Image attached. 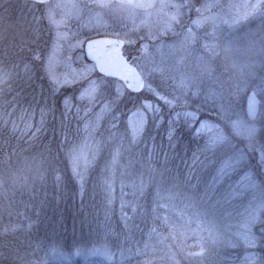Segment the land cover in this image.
Masks as SVG:
<instances>
[{"label": "rangeland", "instance_id": "1", "mask_svg": "<svg viewBox=\"0 0 264 264\" xmlns=\"http://www.w3.org/2000/svg\"><path fill=\"white\" fill-rule=\"evenodd\" d=\"M22 27L35 42L16 58L7 57L14 63L9 69L0 65V130L33 139L62 118L61 142L80 192L84 236L92 239L72 251L57 248V254L81 264H264L256 263L252 233L264 200L254 194L251 176L240 174L248 159L218 152L230 131L251 138L264 127V0H51L44 5L0 0V31ZM99 36L123 40L124 56L145 81L136 98L140 103L127 116L121 103L132 101L130 92L120 81L96 74L84 58V42ZM3 51L0 59L6 57ZM35 86L40 94H34ZM67 88L72 91L62 99L57 119L50 97ZM250 92L260 100L256 121L245 115ZM165 120L167 134L183 129L199 148L178 155L176 165L193 175L189 180L204 186L225 214L219 222L209 219L175 236L134 239L125 216L113 219L107 188L85 200V174L100 158L102 142L122 135L135 143L151 122ZM118 156L113 151L101 177L115 174ZM263 159L259 149L257 160ZM246 193L244 203H234ZM185 196L180 205L189 208L193 203ZM231 205L242 206L235 217L228 212ZM109 238L118 240L117 253L105 244Z\"/></svg>", "mask_w": 264, "mask_h": 264}, {"label": "trees", "instance_id": "2", "mask_svg": "<svg viewBox=\"0 0 264 264\" xmlns=\"http://www.w3.org/2000/svg\"><path fill=\"white\" fill-rule=\"evenodd\" d=\"M16 31L8 32L10 35L4 32V28L3 32L0 31V48L5 50L3 56L7 53L4 59H0V65L8 69L14 63L7 57L16 58V54L32 48L35 42L25 27ZM38 87L32 89L35 95L41 93ZM71 91L72 88L61 89L50 97L57 119L62 99ZM129 95L132 101L121 103L122 114L126 116L140 103L136 98L141 97V93ZM59 119V124L57 120L54 124L49 122L33 139H16L0 130V264H81L76 257L67 261L55 250L64 247L72 251L75 244L92 239L84 236L80 192L66 146L61 142L63 121ZM167 123L168 120L158 125L151 122L135 143L122 135L111 138L107 143L102 142L100 158L85 174V200L91 201L92 193L97 194L107 188L113 219L119 222L120 217L125 216L132 223L134 239L145 240L154 233L175 236L180 229H194L209 219L219 222L225 214V209L215 204L217 199L210 197L200 183H197L200 186L195 185L188 178L194 176L186 175L176 165L178 155L184 153L189 156L199 148L189 134L183 133V129L175 128L173 134H167ZM228 137L230 140L218 152L248 159L241 163L239 173L251 176L254 194L264 200V159L261 162L257 160L258 150H264V127L251 138L231 131ZM113 151L119 153L115 161L116 172L101 177L98 172L109 166L107 161ZM216 159L215 165L219 157ZM182 193L193 203L189 208L180 205ZM246 196L247 193L242 194L234 203H244ZM232 205L228 212L235 217L242 206L236 208ZM252 233L257 239L254 247L256 263H262L264 209ZM105 244L116 253L120 250L118 240L109 238ZM231 252L235 251L232 249Z\"/></svg>", "mask_w": 264, "mask_h": 264}, {"label": "water", "instance_id": "3", "mask_svg": "<svg viewBox=\"0 0 264 264\" xmlns=\"http://www.w3.org/2000/svg\"><path fill=\"white\" fill-rule=\"evenodd\" d=\"M38 5L51 0H24ZM124 41L114 37H93L83 44V54L87 62L93 64L95 71L104 78L117 79L131 93L143 91L145 82L137 69L132 66L123 54ZM260 100L254 92L247 95L245 115L254 121L259 113Z\"/></svg>", "mask_w": 264, "mask_h": 264}]
</instances>
